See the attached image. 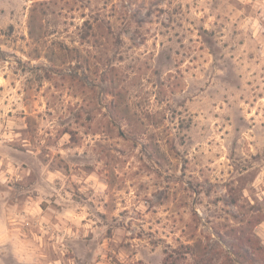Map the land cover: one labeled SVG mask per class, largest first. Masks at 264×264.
Here are the masks:
<instances>
[{
    "label": "rangeland",
    "instance_id": "374dc122",
    "mask_svg": "<svg viewBox=\"0 0 264 264\" xmlns=\"http://www.w3.org/2000/svg\"><path fill=\"white\" fill-rule=\"evenodd\" d=\"M241 243L264 264V0H0V264Z\"/></svg>",
    "mask_w": 264,
    "mask_h": 264
},
{
    "label": "trees",
    "instance_id": "16d2710c",
    "mask_svg": "<svg viewBox=\"0 0 264 264\" xmlns=\"http://www.w3.org/2000/svg\"><path fill=\"white\" fill-rule=\"evenodd\" d=\"M245 240H247V239H245ZM248 240H250V239H248ZM249 242H251V241H249ZM244 243L239 244L238 245V249L237 250L235 249L233 254L236 255L237 258L242 260L241 263H243V264H255V262H254L255 260L253 258H251L247 253L241 251V249L243 248V244Z\"/></svg>",
    "mask_w": 264,
    "mask_h": 264
}]
</instances>
